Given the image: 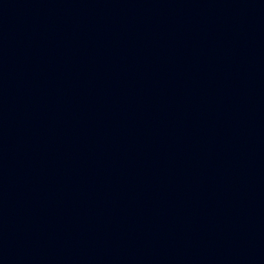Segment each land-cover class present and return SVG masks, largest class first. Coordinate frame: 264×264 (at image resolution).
Returning a JSON list of instances; mask_svg holds the SVG:
<instances>
[{"label": "water", "instance_id": "1", "mask_svg": "<svg viewBox=\"0 0 264 264\" xmlns=\"http://www.w3.org/2000/svg\"><path fill=\"white\" fill-rule=\"evenodd\" d=\"M264 188V0H0V263Z\"/></svg>", "mask_w": 264, "mask_h": 264}]
</instances>
